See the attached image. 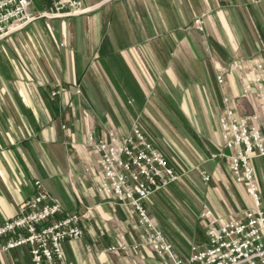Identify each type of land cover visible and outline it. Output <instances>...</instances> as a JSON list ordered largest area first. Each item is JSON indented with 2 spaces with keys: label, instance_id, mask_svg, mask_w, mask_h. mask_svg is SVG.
Here are the masks:
<instances>
[{
  "label": "crops",
  "instance_id": "crops-1",
  "mask_svg": "<svg viewBox=\"0 0 264 264\" xmlns=\"http://www.w3.org/2000/svg\"><path fill=\"white\" fill-rule=\"evenodd\" d=\"M81 3L76 14L51 16L52 0H32L31 11L42 16L0 41V223L17 214L39 179L64 212L87 210L83 236L61 244L67 264H164L145 244L136 217L97 190V157L86 142L88 133L125 135L137 122L155 148L188 168L186 183L176 180L146 202L165 237L186 244L173 243L187 259L196 245L188 237L197 234L199 250L207 244L203 205L222 219L253 206L224 159L199 158L211 152H203V142L220 149L223 97L241 94L230 64L264 61V0ZM253 165L264 192V156ZM169 197L180 207L173 214ZM184 214L196 216L198 228L187 230ZM6 240L0 239V264H33L27 245L5 251ZM117 243L128 249L110 252Z\"/></svg>",
  "mask_w": 264,
  "mask_h": 264
},
{
  "label": "built area",
  "instance_id": "built-area-1",
  "mask_svg": "<svg viewBox=\"0 0 264 264\" xmlns=\"http://www.w3.org/2000/svg\"><path fill=\"white\" fill-rule=\"evenodd\" d=\"M31 5L32 0H0V41L42 16L31 11ZM52 7L51 16L83 10L81 0H52ZM194 20L195 28L202 31L203 20ZM228 68L238 74L241 94L225 95L222 99L217 117L221 144L218 153L211 157L225 160L234 181L251 196L253 206L222 219L203 205L201 218L206 220L207 244L202 250L192 245L187 259L178 255L146 207L148 198L178 180L179 174L155 148L143 127L136 122L125 135H118L113 129L106 137L86 134V142L97 157V190L136 217L145 244L163 258L164 264H264V210L252 165L253 159L264 156V61L242 59ZM216 79L219 84L224 83L223 74L216 75ZM56 93L57 90L51 92ZM201 176L205 181L209 179L204 171ZM33 185L35 193L19 205L17 214L0 223V239H7L1 248L7 251L27 245L33 264H67L61 244L83 236L80 223L87 210L66 213L39 179ZM127 249L124 243L108 248L110 252Z\"/></svg>",
  "mask_w": 264,
  "mask_h": 264
},
{
  "label": "rangeland",
  "instance_id": "rangeland-1",
  "mask_svg": "<svg viewBox=\"0 0 264 264\" xmlns=\"http://www.w3.org/2000/svg\"><path fill=\"white\" fill-rule=\"evenodd\" d=\"M144 127V126H143ZM148 138L150 139V140H152L151 139V137L150 136H148ZM154 142V141H153ZM207 144V145H206ZM167 145V144H166ZM168 146V150H169V152H171L170 151V148L171 147H169V145H167ZM205 146L206 147H208L207 149L208 150H210L211 152H209L210 154L208 155H205V156H203V161L201 160V158H199V161H200V164L202 163V164H207L209 161H208V159L210 158V159H212V154H215V153H218V151L219 150H217V149H214V150H212L211 148H210V146H209V144H208V142H205V144H204V142L202 143V150H203V152H208V150L205 148ZM162 152V151H161ZM162 154H164L163 152H162ZM165 155V154H164ZM165 157H166V159H167V161H168V163H169V165L170 166H172L177 172H178V174H179V179L176 181V183H180V182H183V183H186V179H187V173L189 174V171L187 170L188 168H184L183 166H182V162H183V160H181L180 158H178L177 157V155H174L173 156V158H172V156L171 157H168V155L166 154L165 155ZM222 160L220 157L218 158L217 156L214 158V160ZM254 160V159H253ZM253 160H252V165H253ZM224 162H225V160H223ZM221 163V162H220ZM254 166V165H253ZM254 171H255V178L257 179V176H258V171H257V169H256V167L254 166ZM187 172V173H186ZM260 172L262 173V172H264V165H262L261 166V168H260ZM182 173H184V174H182ZM194 174V173H193ZM199 177V176H198ZM212 182L211 181H209L208 183H207V185L209 186V187H211L212 185ZM244 187V186H243ZM245 189V188H244ZM168 190H166V192H167ZM258 195L260 196V204L262 205L263 203H264V192H258ZM169 199V204H170V208H169V212L168 213H172L173 214V208L175 209V208H180L179 207V205L175 202V200H174V198H171V197H169L168 198ZM173 207V208H172ZM263 208H264V206H263ZM181 210V209H180ZM181 212L182 213H184L182 210H181ZM242 212V211H241ZM241 212H239V213H241ZM238 213V214H239ZM184 216H185V218L187 219V230H188V227H191V228H195V227H197L198 228V223H197V218H196V216H194V215H185L184 214ZM171 218H174V216L172 215L171 216ZM172 235H174L175 236V233L173 232V233H171ZM187 240H190L191 242H194L196 245L197 244H199L200 243V239L198 238V236H197V234L195 235V239H194V241L192 240V239H190L189 237L187 238ZM172 243H176V244H180L184 249H187L186 247V244H184L183 243V241L179 238V237H177L176 239H171L170 240Z\"/></svg>",
  "mask_w": 264,
  "mask_h": 264
}]
</instances>
